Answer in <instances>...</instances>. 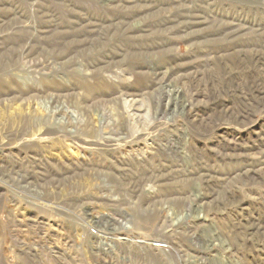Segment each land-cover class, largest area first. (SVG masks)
<instances>
[{
  "label": "rangeland",
  "instance_id": "1",
  "mask_svg": "<svg viewBox=\"0 0 264 264\" xmlns=\"http://www.w3.org/2000/svg\"><path fill=\"white\" fill-rule=\"evenodd\" d=\"M0 264H264V0H0Z\"/></svg>",
  "mask_w": 264,
  "mask_h": 264
},
{
  "label": "bare ground",
  "instance_id": "2",
  "mask_svg": "<svg viewBox=\"0 0 264 264\" xmlns=\"http://www.w3.org/2000/svg\"><path fill=\"white\" fill-rule=\"evenodd\" d=\"M215 1V0H214ZM248 33V32H247Z\"/></svg>",
  "mask_w": 264,
  "mask_h": 264
},
{
  "label": "built area",
  "instance_id": "3",
  "mask_svg": "<svg viewBox=\"0 0 264 264\" xmlns=\"http://www.w3.org/2000/svg\"><path fill=\"white\" fill-rule=\"evenodd\" d=\"M157 246V245H156Z\"/></svg>",
  "mask_w": 264,
  "mask_h": 264
}]
</instances>
